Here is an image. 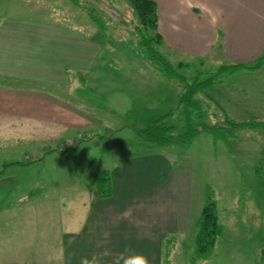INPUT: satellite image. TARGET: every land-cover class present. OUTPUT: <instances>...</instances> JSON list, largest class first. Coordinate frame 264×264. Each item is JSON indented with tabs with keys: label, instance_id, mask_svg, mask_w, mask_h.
<instances>
[{
	"label": "rangeland",
	"instance_id": "374dc122",
	"mask_svg": "<svg viewBox=\"0 0 264 264\" xmlns=\"http://www.w3.org/2000/svg\"><path fill=\"white\" fill-rule=\"evenodd\" d=\"M4 16L48 18L79 28L99 43L100 55L90 70L72 74L69 85H38L35 92L22 81L15 85L21 90L5 92L0 102L4 103L0 104V210L15 213L27 209L20 201L24 197L46 198L45 205L54 209L53 222L76 228L78 220L88 218L92 175L110 172L112 177L130 156L161 152L179 179L184 226L171 264H192L196 223L208 191L217 201L224 232L210 259L196 264H264V129L242 127L231 146L202 132L186 147L169 143L145 150L137 129L175 107L179 87L162 77L140 50L138 18L129 0H0V17ZM165 48L175 63L191 62L196 69L214 70L232 62L216 56L200 63L175 53L166 43ZM257 62L248 61V68ZM262 64L260 72L250 77L237 79L240 71L223 75L225 89L236 96L258 93L249 111L228 105L230 118L264 122V59ZM193 72L185 70L188 75ZM254 81L262 82L255 92ZM42 93L53 103L29 106ZM50 93L54 98L47 96ZM204 103L214 109L212 124H223L224 115L215 109V102L212 108ZM74 216L79 217L72 220Z\"/></svg>",
	"mask_w": 264,
	"mask_h": 264
},
{
	"label": "crops",
	"instance_id": "0c3cea01",
	"mask_svg": "<svg viewBox=\"0 0 264 264\" xmlns=\"http://www.w3.org/2000/svg\"><path fill=\"white\" fill-rule=\"evenodd\" d=\"M154 1L167 47L186 59L217 56L233 62L226 65H247L264 53V0ZM47 19L0 17V102L5 92L21 90L15 85L22 81L28 83L29 91L37 92L38 85H69L72 74L94 66L99 43L79 28ZM261 67L238 70L237 79L257 75ZM254 82L255 92L262 82ZM230 91L221 78L208 89L204 102L211 108L215 102L222 114L234 103L233 107L248 110L258 94L242 98ZM43 94H36L29 106L52 104ZM47 96L54 98L53 93ZM111 178L110 198L100 199L87 187L90 211L88 218L81 216L76 228L54 223V209L45 205L46 198L24 197L20 201L27 209L21 207L15 213L10 208L0 210V264H79L81 257L103 248L113 254L130 248L146 255L150 264H162L166 235L179 236L184 228L179 179L170 159L161 152L137 153L124 160ZM33 204H43L35 207L43 210Z\"/></svg>",
	"mask_w": 264,
	"mask_h": 264
},
{
	"label": "trees",
	"instance_id": "16d2710c",
	"mask_svg": "<svg viewBox=\"0 0 264 264\" xmlns=\"http://www.w3.org/2000/svg\"><path fill=\"white\" fill-rule=\"evenodd\" d=\"M129 3L138 18L135 29L140 50L144 51L147 60L162 77L176 81L179 87L175 107L137 129L142 146L146 147L145 150H153L169 143L177 147H186L191 145L194 138L202 132H208L216 140H222L231 146V141L238 137L242 127L264 129V122L254 120L239 122L230 118L225 112H223L225 122L216 126L211 122L213 114L204 103V97L209 98L208 89L220 82L224 73L249 69L247 65L224 64L212 70L196 69L191 62L175 63L164 50L165 41L159 30L156 1L129 0ZM263 59L264 57H261L256 65L250 68H259L263 65ZM199 62L204 61L200 58ZM185 70H194V72L188 75ZM88 186L100 199L110 198L113 195L110 172L92 175ZM196 224L194 249L189 255L192 264L209 260L214 253L218 237L224 232V225L220 222L217 212V201L209 191L206 204ZM178 237L176 234L166 235L163 241L162 264H171V255L177 246Z\"/></svg>",
	"mask_w": 264,
	"mask_h": 264
},
{
	"label": "clouds",
	"instance_id": "9594fccd",
	"mask_svg": "<svg viewBox=\"0 0 264 264\" xmlns=\"http://www.w3.org/2000/svg\"><path fill=\"white\" fill-rule=\"evenodd\" d=\"M109 260L110 264H150L146 255L130 248H125L116 254L108 248H103L102 251L91 256L81 257L79 264H109Z\"/></svg>",
	"mask_w": 264,
	"mask_h": 264
}]
</instances>
